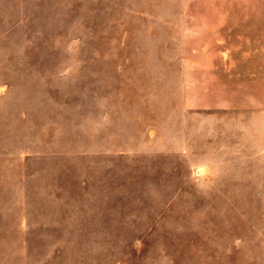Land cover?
<instances>
[{
  "label": "rangeland",
  "instance_id": "1",
  "mask_svg": "<svg viewBox=\"0 0 264 264\" xmlns=\"http://www.w3.org/2000/svg\"><path fill=\"white\" fill-rule=\"evenodd\" d=\"M0 264H264V0H0Z\"/></svg>",
  "mask_w": 264,
  "mask_h": 264
}]
</instances>
